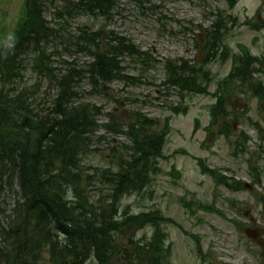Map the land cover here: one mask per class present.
Listing matches in <instances>:
<instances>
[{
	"label": "trees",
	"instance_id": "16d2710c",
	"mask_svg": "<svg viewBox=\"0 0 264 264\" xmlns=\"http://www.w3.org/2000/svg\"><path fill=\"white\" fill-rule=\"evenodd\" d=\"M57 1L61 6L49 22L45 11ZM115 3L23 0L9 34L0 12V264H88L91 259L96 264H166L169 249L163 227L171 219L156 208L134 212L130 205H122L125 197L147 193L159 172L165 133L152 130L157 122L140 112L133 113L125 125L108 121L102 125L105 130L128 138V154L109 169L84 170L101 109L81 102L77 85L87 79L100 91L114 81L134 80L125 75L123 59L144 65L148 56L130 38L106 28L84 26L71 37L61 29L78 11L108 19ZM233 4L231 0L230 7ZM227 18L218 12L199 31L201 63L189 65L182 59L163 63V85L177 90L183 99L209 94L213 77L206 65L231 60L228 75L218 81L213 93L216 103L210 107L212 125L224 119L220 134L229 131L224 99L233 85H246L259 100L264 96V83L252 77L264 58L242 45L237 53L231 52L225 42ZM58 39L90 58L84 68L68 67L54 74L52 43ZM27 72L35 77L31 84L24 80ZM45 82L55 94L43 108ZM259 140L258 156L264 162V130ZM235 142L236 148L242 146L240 140ZM198 163L217 185L232 192L241 190L242 182L206 168L201 159ZM259 177L255 167L254 182L259 184ZM10 197L13 204L3 209L1 204Z\"/></svg>",
	"mask_w": 264,
	"mask_h": 264
},
{
	"label": "rangeland",
	"instance_id": "374dc122",
	"mask_svg": "<svg viewBox=\"0 0 264 264\" xmlns=\"http://www.w3.org/2000/svg\"><path fill=\"white\" fill-rule=\"evenodd\" d=\"M66 1L74 4L78 0ZM115 1L108 19L78 11L61 29L71 37L84 26L93 30L106 28L130 38L148 56L144 65L139 60L123 59L125 75L135 77L134 80L114 81L100 91L89 85L87 79L77 85L81 102L101 109L96 116L99 127L91 140L84 170L88 167L109 169L117 159L128 154L126 135L108 132L102 125L110 120L125 125L133 113L140 112L153 123L157 122L153 131H164L163 158L158 160L159 172L153 177L148 192L125 197L122 205H130L134 212L156 208L171 219L163 227L167 234L165 246L169 249L166 264H206V261L208 264H264V168L259 185L230 192L203 173L198 163L201 159L206 168L219 175L251 183L253 168L264 166L258 158L257 136L260 128L264 130V96L259 100L246 85H233L224 99L229 131L220 134L219 125L224 119L220 117L212 125L210 107L216 103L213 93L218 81L228 75L231 60L217 59L206 65L213 77L209 94L182 99L177 90L163 85L165 60L182 59L189 65L201 63L199 31L208 27L218 12L228 16L225 42L231 52L237 53L242 45L251 54L264 58V0H234L233 7H230L231 0ZM22 3L23 0H0L7 34L20 15ZM60 6V1L48 6L47 21L52 22L53 13ZM67 44L60 43L59 39L52 43L54 74L68 67L84 68L90 60L75 46ZM252 77L264 83V63ZM34 79L31 72L24 77L28 84ZM48 86L45 82L41 89L43 108L55 94ZM175 108L178 112L173 111ZM237 140L243 150L236 148ZM13 202L10 197L1 207H10ZM88 264L96 262L91 259Z\"/></svg>",
	"mask_w": 264,
	"mask_h": 264
}]
</instances>
